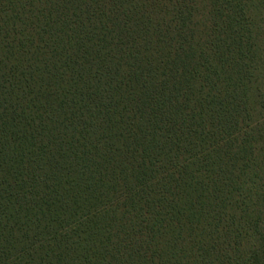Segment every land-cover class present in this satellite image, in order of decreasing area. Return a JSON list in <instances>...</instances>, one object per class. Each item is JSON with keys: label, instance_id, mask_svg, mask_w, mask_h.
Returning a JSON list of instances; mask_svg holds the SVG:
<instances>
[{"label": "trees", "instance_id": "trees-1", "mask_svg": "<svg viewBox=\"0 0 264 264\" xmlns=\"http://www.w3.org/2000/svg\"><path fill=\"white\" fill-rule=\"evenodd\" d=\"M0 264H264V0H0Z\"/></svg>", "mask_w": 264, "mask_h": 264}]
</instances>
